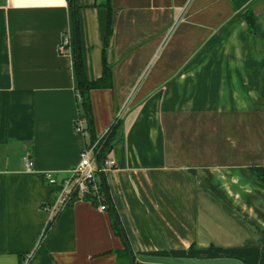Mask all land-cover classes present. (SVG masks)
<instances>
[{
	"label": "crops",
	"instance_id": "obj_1",
	"mask_svg": "<svg viewBox=\"0 0 264 264\" xmlns=\"http://www.w3.org/2000/svg\"><path fill=\"white\" fill-rule=\"evenodd\" d=\"M72 0H0V264H118L108 208L53 188L89 139ZM106 0L78 6L86 76L102 74ZM112 85L90 88L97 136L122 127L104 175L133 264H264V0H109ZM252 8L256 30L243 13ZM29 150L33 168L26 170Z\"/></svg>",
	"mask_w": 264,
	"mask_h": 264
},
{
	"label": "trees",
	"instance_id": "obj_2",
	"mask_svg": "<svg viewBox=\"0 0 264 264\" xmlns=\"http://www.w3.org/2000/svg\"><path fill=\"white\" fill-rule=\"evenodd\" d=\"M104 4L108 9V16L106 21V32L103 39V50H102V60H103V69L102 74L97 78H90L86 76L85 64L83 61V51L81 45V28L79 26V12L78 6L75 4L74 0L71 1V12H72V33L70 38L72 56L74 61V69L77 78L76 85V94L78 97V108H79V117L83 119L85 129L88 132L89 141H94L97 139L96 145V159L99 163L104 161L106 154L111 149L113 145V140L117 137L121 130V125L123 122V116L118 119L113 120L109 124V128L105 131V133L98 138L94 126V118H93V110L91 109V101L89 90L93 87H104L112 85V77H111V64L105 59V51L107 47V43L109 41V37L112 33L111 27V11L109 7V0H106ZM243 17L246 23L249 26L251 31L256 30V23L254 13L252 8L247 9L243 13ZM68 45L66 46V48ZM263 89V98H264V83L262 86ZM251 170L256 173V175L264 182V165L262 164H254L251 167ZM99 191L102 192L104 199L101 201L96 196L86 197L94 204H99L103 202L105 204V208L109 209L111 225L117 235L120 236L123 241V248L118 250V256L122 258V261L118 264H133L134 257L131 253L130 242L127 239L126 232L124 230L123 224H121L119 214L117 209L114 207L111 194L108 191L107 178L102 172H98L96 174ZM77 198V197H76ZM58 214L54 215L49 219L46 225V230L50 227L52 222L55 220Z\"/></svg>",
	"mask_w": 264,
	"mask_h": 264
},
{
	"label": "built area",
	"instance_id": "obj_3",
	"mask_svg": "<svg viewBox=\"0 0 264 264\" xmlns=\"http://www.w3.org/2000/svg\"><path fill=\"white\" fill-rule=\"evenodd\" d=\"M69 44L70 35L65 34L59 44L61 50L64 51ZM121 116L122 111H119L113 120ZM83 125V119L78 116L75 120V126L85 135H88ZM101 136H98V138ZM96 145L97 139L89 141V145L82 149L78 161L68 168L66 174L63 176H56L52 170L43 172L47 183L53 188V197L47 205L51 218L58 214L61 209L67 206L76 197L96 196L100 201L104 199L102 192L99 191L96 174L98 172L105 173L108 168L115 164V159L111 158L107 153L104 161L99 163L96 159ZM22 161H24L23 166L26 170H31L33 168V161L29 150L23 152ZM99 205L100 208L105 209V204L103 202H100ZM25 260L26 262L24 264L27 263V257Z\"/></svg>",
	"mask_w": 264,
	"mask_h": 264
}]
</instances>
